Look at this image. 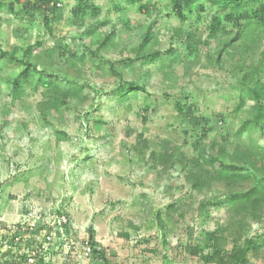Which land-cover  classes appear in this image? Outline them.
Returning <instances> with one entry per match:
<instances>
[{
	"label": "rangeland",
	"instance_id": "obj_1",
	"mask_svg": "<svg viewBox=\"0 0 264 264\" xmlns=\"http://www.w3.org/2000/svg\"><path fill=\"white\" fill-rule=\"evenodd\" d=\"M38 1L0 0V52L35 46L38 41L45 47L68 44L86 61L81 69L88 99L72 101L68 111L49 115L45 125L41 114L45 99L42 88L25 86L24 95L13 105L11 87L5 83L1 86L0 232L7 234V230L24 224L36 225L43 218L37 224L40 227L57 215L62 221H70L66 230L62 224L59 229L74 240H63L62 245L56 246L57 264H64L62 258L71 243H76L75 251L79 252L76 239L87 240L89 228L94 230V240L110 264H204L186 247L203 245L206 233L228 224L230 214L224 203L203 207V202L223 198L227 189L214 183L202 191L194 190L179 161L174 166L152 167L148 156L171 148L178 156L184 154L187 161L196 157L200 145L196 142L204 133L203 146L214 142L216 152L226 140L227 149L232 151L236 123L232 111L241 73L234 72L225 54H221V63H216L225 43L224 32H217L213 39L210 35L215 23H221L226 31L234 29V22L220 15L215 21L217 8L212 6V0L186 5L183 18L175 15L171 0H141L130 7L121 0H87L89 8H96L99 13L92 17L88 9L83 16L85 25L79 28L71 14L76 1L52 0L59 3L64 17L52 23L51 33L45 27L43 10L29 7ZM255 6L253 0H245L240 11L246 13ZM127 22L131 26L128 31L124 28ZM151 22H155L152 32L158 39L152 45L161 51V58L151 65L135 62L133 70L122 68L124 63L119 61L135 57L139 29ZM98 24L101 34L114 30L117 38L114 46L102 50L100 56L90 57L80 40L81 33ZM189 42L194 47H188ZM258 46L260 51L264 43ZM173 58L176 64L172 65L170 82L160 68L162 62ZM3 62L0 59L3 78L17 77L19 69L3 68ZM111 64L121 77L106 73ZM135 79L144 84L145 91L117 106L118 86L122 81ZM181 95L195 104L197 111L193 110V114L207 124L200 121L195 129L189 116L183 119L176 112L173 102ZM98 119L102 123L94 127V120ZM204 125L206 132H202ZM56 130L65 132L68 141L57 143ZM139 134L147 141L144 157L134 150ZM252 137L255 142L262 138L259 133ZM247 138L243 137L246 145L250 143ZM157 213L162 217L163 228L156 219ZM263 230V223H248L242 234L254 237ZM227 236L226 248L231 249L233 238ZM78 255L75 264H101L100 260L94 262L92 256L85 259L81 249ZM259 256L249 255L247 264H264V251Z\"/></svg>",
	"mask_w": 264,
	"mask_h": 264
},
{
	"label": "trees",
	"instance_id": "obj_2",
	"mask_svg": "<svg viewBox=\"0 0 264 264\" xmlns=\"http://www.w3.org/2000/svg\"><path fill=\"white\" fill-rule=\"evenodd\" d=\"M75 1L77 4L71 14L74 17V23L82 28L85 25L83 16L87 13L86 11L90 9L92 17L99 11L96 8H89L87 0ZM121 1L130 7L137 5L141 0ZM171 1L175 15L178 18H183L184 7L186 5L191 7L198 0ZM244 2L245 0L211 1L212 6L217 8L215 21L216 17L220 15L227 21L234 22V24L232 23L234 29L230 27V30L227 28L226 31L221 23H215L211 28L210 35V38L213 39L217 32H224L225 43L218 54L216 63H221V54H225L234 67V72L241 73V82L236 86L238 93L232 111V116L236 119L233 128L235 145L232 151L227 149L226 140L217 146L216 152H213L217 145L214 142L203 146L201 142L206 137V133H204L198 136L196 143H200V145L196 149V157H190L187 161L184 154L178 156L171 148L169 150L166 148L162 154L151 152L148 156L152 167L159 165L169 167L179 162L183 164L185 178L194 190L202 191L214 183L223 184L227 189L223 198L203 202V207L208 209L211 206L224 203L230 214L228 224L206 233L203 245L186 247L190 255L198 256L204 264H247L249 255L260 258V253L264 251V230L259 235L255 234L254 237L242 234L248 223L264 224V46L260 51L258 46L260 43H264V0H253L256 6L247 10L246 13L240 11ZM29 7L34 11L43 10V20L47 32L52 33V23H58L64 17L59 3L52 2V0H39ZM29 7L24 6L26 10ZM14 13L19 15V12L14 11ZM154 25L155 22H151L148 26L139 29L140 43L134 49L135 57L133 59L127 57L122 59L123 61H119L121 64L124 63L122 68L133 70L135 62L140 65H151L161 58V51L152 45L155 43V46L158 43L156 33L152 32ZM98 27L99 24L81 33L80 40L90 57L100 56L99 53L102 50H108L114 46L117 38L114 30L103 35L99 32ZM125 27H127V31L130 29L129 22ZM119 33L121 34L122 31ZM187 46L194 47L190 42L187 43ZM256 50L259 52L257 53ZM19 51L21 54L18 55ZM168 52L170 53L172 50ZM0 59L4 61L3 68L19 69L17 77L3 78V70L0 68V88L4 83L11 87L13 105L24 95L25 86L43 89L45 99L41 114L45 125H48L46 121L49 115L68 111L72 101L84 102L88 99V95L84 92V83L87 82H85L86 78L82 75L81 69L86 61L82 55L74 52L66 43H55L45 47L41 41H38L35 46L28 45L25 48L21 46L11 51H2ZM165 64L167 68L164 67ZM173 64H176L174 58L167 63L162 62L160 68L162 75L170 82L173 81ZM97 71L102 72L100 67H97ZM106 71L107 74L110 73L108 75L121 77V72H117L114 64L107 67ZM138 78L141 79V77ZM118 91L117 106L135 98L139 92L145 91V87L135 79L131 82L122 81V84L118 86ZM173 103L176 112L183 119L184 116H189L195 129H198L200 121L207 124L201 116L193 114V110L197 111L196 106L193 102L189 103L186 95L177 97ZM248 103H250L249 107L245 109ZM146 106L148 105L146 104ZM240 114L245 116L239 117ZM101 121L100 119L94 120V127H99ZM205 130L208 129L204 125L202 132H206ZM256 133L261 134L262 138L255 142L256 139L252 136ZM54 135L57 143L68 141V136L61 130H56ZM246 136L247 140L250 139L248 145L243 143V137ZM147 147V141L139 134L138 143L134 146L135 152L144 157ZM244 185H248V187L244 189ZM156 219L160 228H163L162 217L159 213H157ZM89 232L87 241L92 250L93 261L100 260L101 264H110L103 249L94 240V230L89 228ZM227 234L233 238L234 245L231 249L226 248L229 239Z\"/></svg>",
	"mask_w": 264,
	"mask_h": 264
},
{
	"label": "built area",
	"instance_id": "obj_3",
	"mask_svg": "<svg viewBox=\"0 0 264 264\" xmlns=\"http://www.w3.org/2000/svg\"><path fill=\"white\" fill-rule=\"evenodd\" d=\"M42 220L43 218L39 219L37 224ZM37 224L32 226L24 224L7 230V234L0 232V264H57L56 246L62 245L63 240L74 241L72 235L68 236L59 229V225L62 224L66 230L70 221L67 219L62 221L57 215H53L52 222H42L40 227ZM87 240L76 239L79 252L81 249L85 259L90 257L92 252ZM75 244L71 243V249L63 256L64 264L76 263L79 252L75 251Z\"/></svg>",
	"mask_w": 264,
	"mask_h": 264
},
{
	"label": "clouds",
	"instance_id": "obj_4",
	"mask_svg": "<svg viewBox=\"0 0 264 264\" xmlns=\"http://www.w3.org/2000/svg\"><path fill=\"white\" fill-rule=\"evenodd\" d=\"M66 216H67V214H66Z\"/></svg>",
	"mask_w": 264,
	"mask_h": 264
}]
</instances>
